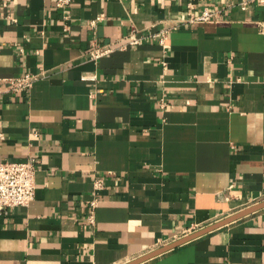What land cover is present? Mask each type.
I'll return each instance as SVG.
<instances>
[{"label": "crops", "instance_id": "obj_1", "mask_svg": "<svg viewBox=\"0 0 264 264\" xmlns=\"http://www.w3.org/2000/svg\"><path fill=\"white\" fill-rule=\"evenodd\" d=\"M236 2L0 0V161L36 159L0 264H123L264 199V2ZM139 264H264V207Z\"/></svg>", "mask_w": 264, "mask_h": 264}, {"label": "built area", "instance_id": "obj_2", "mask_svg": "<svg viewBox=\"0 0 264 264\" xmlns=\"http://www.w3.org/2000/svg\"><path fill=\"white\" fill-rule=\"evenodd\" d=\"M72 0H55V7L63 12V19H68L67 11ZM251 1L263 3L264 0H237L236 5L245 10ZM213 12L204 8L199 14L189 19V22H204L210 21ZM101 19L98 15L90 21L92 25ZM66 30V24L63 26ZM169 29L161 28L150 37L157 39L158 43L166 46V39ZM110 51L109 47H94L89 55L91 58H98L106 52ZM37 75L25 73L17 77L5 78L7 82L6 88L12 92H26L33 84ZM0 138L2 135L0 134ZM36 159L34 157L28 158L26 161H0V214L6 213L7 209L17 206H27L33 199L35 182L34 175L36 170ZM96 191L103 188V179L97 177L94 181ZM97 196L94 195L89 200L90 211L88 214L89 224L93 223L94 211L96 208Z\"/></svg>", "mask_w": 264, "mask_h": 264}, {"label": "water", "instance_id": "obj_3", "mask_svg": "<svg viewBox=\"0 0 264 264\" xmlns=\"http://www.w3.org/2000/svg\"><path fill=\"white\" fill-rule=\"evenodd\" d=\"M263 207H264V199L259 201V202H257V203H255V204H253V205H250V206H248V207H246V208H244V209H242V210H240V211H238V212H236V213H234L232 215H229V216H227V217H225L223 219H220V220H218V221H216L214 223H211V224H209V225H207V226H205V227H203L201 229H198V230H196V231H194L192 233H189V234H187V235H185V236H183V237H181V238H179V239H177V240H175V241H173L171 243L163 245V246H161V247H159L157 249H154L153 251H150V252H148V253L140 256V257L132 259V260H130V261L126 262V263H123V264H139V263H141V262H143V261H145L147 259H150V258H152L154 256H157V255H159V254H161V253H163V252H165L167 250L173 249V248L177 247L178 245H180V244H182V243H184L186 241H189V240H191V239H193V238H195L197 236H200V235H202L204 233H207V232H209V231H211L213 229H216V228H218V227H220V226H222L224 224H227V223H229V222H231L233 220L241 218V217H243V216H245L247 214H250V213H252L254 211H257V210H259V209H261Z\"/></svg>", "mask_w": 264, "mask_h": 264}]
</instances>
